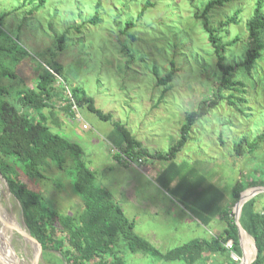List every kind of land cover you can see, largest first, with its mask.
<instances>
[{
    "label": "rangeland",
    "instance_id": "1",
    "mask_svg": "<svg viewBox=\"0 0 264 264\" xmlns=\"http://www.w3.org/2000/svg\"><path fill=\"white\" fill-rule=\"evenodd\" d=\"M98 1L0 0L3 38L17 41L24 52L19 60L15 55L0 52V60L13 75L4 80L10 101L16 99L17 91L34 89L45 69H58L61 75L58 79L65 88H82L98 110L111 114L114 121L123 124L146 150L153 154L165 153L178 140L185 115L195 110L200 101L212 98L220 80L204 23L218 28L238 12L237 22L218 34L222 44L231 43L225 49V64L233 66L235 79L244 83L240 88L243 92L234 93L244 103L232 106L224 99L191 128L173 167L166 171L169 177L173 174V189L154 172L147 169L141 172L125 163L131 167L126 170V178L136 181L137 192L149 194L151 206H127L124 210L129 218L138 213L135 221L130 219L136 225L135 234L160 253L194 239L222 234L226 225L220 213L232 205V189L239 180L247 185L241 197L257 191L246 202L255 198V210L263 212L264 192L258 190L264 189V141L253 153L247 151L242 156L234 150L241 139L252 140L264 130V47L250 73L240 68L249 48L246 24L257 0L216 6L205 16L204 8L211 0H100L99 20L94 24L90 20ZM146 3L150 6L139 17ZM129 22L133 26L126 30ZM61 36L64 40L60 44ZM262 37L264 44V32ZM173 63L176 71L171 81L167 85L159 84ZM63 104V101L56 103V121L49 109L41 112L48 119L47 125L53 133L82 147L84 161L95 171L96 184L110 189L120 200V184L125 175L112 168L118 167L112 155L121 150L118 133L111 122L100 120L85 107L75 106L76 115L67 116L61 109ZM141 160L135 162L140 168L152 162L155 169L169 166V162ZM106 164L111 166V171L105 168ZM46 175L48 181H23L42 195L50 208L67 215L82 212L83 201L72 191L66 175L54 166ZM56 181L61 188L55 185ZM157 183L169 192L167 196ZM235 205L231 215L234 221ZM239 205L237 222L243 229L241 221L246 216L243 205L238 209ZM0 206L26 231L19 203L8 194L1 179ZM205 220H209L208 226L202 225ZM242 242L244 258L249 264L256 255L254 241L245 231ZM13 245L22 264H32L35 250L16 231ZM225 246L230 249L231 242ZM43 254L38 264H49L46 259L49 257ZM50 254L60 256L55 252ZM115 255L124 264H181L124 247ZM202 258L199 264L228 262L221 255ZM231 258L237 264L243 261L242 256L231 254Z\"/></svg>",
    "mask_w": 264,
    "mask_h": 264
},
{
    "label": "trees",
    "instance_id": "2",
    "mask_svg": "<svg viewBox=\"0 0 264 264\" xmlns=\"http://www.w3.org/2000/svg\"><path fill=\"white\" fill-rule=\"evenodd\" d=\"M239 0H211L204 8L205 16L212 8ZM101 6L96 4V13L90 20L96 23L99 20L97 10ZM150 3H146L139 17L143 16ZM237 14L227 18L218 28H211L207 22L204 29L208 34L216 58V66L220 72V80L212 98L200 101L197 108L185 115V122L180 127L178 140L165 153H150L120 122L114 121L112 115L98 110L94 101L80 87H71L69 90L58 79L61 78L58 69H45L39 76L34 89H22L16 92V99L10 101L9 89L4 80L12 77L11 71L0 60V174L6 180L8 188L20 206L25 226L42 246L44 257L49 264H124L115 253L121 248H128L132 252H144L162 258L165 262H179L181 264H199L204 255H221L228 262L237 264L231 254L241 258L242 250L239 245L238 229L231 219L232 206L239 200L241 193L247 189L241 180L235 182L232 189V205L220 213V218L226 227L222 234L210 239H194L165 253H160L146 239L135 234V223L129 220L122 208L116 202L112 193L96 184L94 173L83 159L82 147L75 142L53 133L47 125L48 119L41 113L50 110V115L56 121L55 106L63 101L62 111L67 116L74 117L73 107H85L100 120L111 122L120 137V153L113 158L122 163V155L130 159H155L161 162L174 163L178 153L188 140V134L197 121L214 110L222 100L235 106L244 99L236 97L234 93L243 92L240 88L244 83L236 80L233 66L225 64V49L229 44H222L218 34L220 30L237 22ZM133 26L126 25V30ZM246 28L249 36V48L242 70L250 73L256 61L261 57L264 47V0H257L252 17ZM0 28V52L9 56L15 55L18 60L24 55L17 41L3 38ZM64 37L59 38L63 43ZM174 63L171 70L159 80V84L167 85L175 74ZM228 93L227 95L225 93ZM68 95V96H67ZM57 107V106H56ZM240 109V108H238ZM241 110V109H240ZM38 113L34 117L28 113ZM264 141V130L254 139L244 137L235 144L234 150L242 155L247 151L253 153ZM246 148V149H245ZM54 166L70 180V186L75 195L83 201V210L77 215H67L47 206L42 195L36 193L23 179L30 181H48L46 173ZM255 179V178H254ZM55 181V180H53ZM57 182V181H56ZM55 185L61 188L60 183ZM262 186L264 183L262 182ZM179 188V186H176ZM245 196V195H244ZM255 198L243 205V229L254 241L256 255L251 264H264V209L257 212L254 208ZM264 208V206H263ZM210 222L205 220L202 225ZM231 242V248L226 244ZM29 244V243H28ZM38 255V251H34ZM50 252L59 253L53 256ZM108 256V259L105 258ZM113 256V257H111Z\"/></svg>",
    "mask_w": 264,
    "mask_h": 264
},
{
    "label": "crops",
    "instance_id": "3",
    "mask_svg": "<svg viewBox=\"0 0 264 264\" xmlns=\"http://www.w3.org/2000/svg\"><path fill=\"white\" fill-rule=\"evenodd\" d=\"M112 157H113V155H112ZM114 161L116 163V166H118V167H112L113 170L115 169V170L122 171V174L125 175V176L123 177V183L120 184V190H119L120 191L119 193H121L120 200L117 199L116 194L114 195L112 193V195L114 196V198H115L116 202L119 204V206L122 208L125 216L129 220L132 219L133 221H135L136 220V216L138 215V213L134 214L132 218H129L126 215V212H125L124 208H127V206H133L135 208H144L145 206H149V208H150L151 204H150V201H148V199H147V194L148 193L146 194V192H142V191L137 192L138 185H137L136 181L135 180H129V179H127L128 178V175L126 173V170L128 168H131V167L127 166V164H125V163L118 162L115 159H114ZM155 166H156L155 163L152 162V164L151 163H147V166L146 167L140 168L139 166L136 165V166H134V168H136L137 170H139L141 172L144 171L145 169H147V171H149L150 173H153L154 172V174L157 175V177H158L159 180H161V181L162 180H166L168 182L169 186L173 189V174H171V177H169V176L166 175V171L169 170L171 167H173V163L172 164H169V166L166 167V168L164 166H162L159 169H155ZM110 167L111 166L109 164H106L105 165V168L107 170H109V171H111L109 169ZM89 168H90V170L95 175L94 169H92L91 167H89ZM134 177L135 176L133 175L132 176V179ZM158 186H159V189L160 190H162V191L164 190L163 193L165 194V196H167V192L168 191L165 190V187L162 184H160V185L158 184ZM103 188H105V187H103ZM106 189H108V188H106ZM108 190L110 191V189H108ZM206 226H208V225H206Z\"/></svg>",
    "mask_w": 264,
    "mask_h": 264
},
{
    "label": "bare ground",
    "instance_id": "4",
    "mask_svg": "<svg viewBox=\"0 0 264 264\" xmlns=\"http://www.w3.org/2000/svg\"><path fill=\"white\" fill-rule=\"evenodd\" d=\"M256 191H250L245 197L242 196L240 201H239V208L255 193ZM16 229H19L18 224L12 219L11 216L7 213V211L4 209L3 206H0V264H10V262L14 264H22L20 258L18 255L15 253V248L13 245V238H14V232ZM21 231V230H20ZM17 232V231H16ZM18 233V232H17ZM245 231L242 229L241 230V245H243L242 242V237ZM22 237L24 238L26 242L25 236ZM244 237H246L244 235ZM28 244V242H26ZM33 247V246H32ZM243 248V247H242ZM34 250L36 248L33 247ZM38 251V250H37ZM37 256L35 254L32 264H36V259ZM248 256V255H247ZM242 262L240 264H248V259L247 258H242Z\"/></svg>",
    "mask_w": 264,
    "mask_h": 264
},
{
    "label": "water",
    "instance_id": "5",
    "mask_svg": "<svg viewBox=\"0 0 264 264\" xmlns=\"http://www.w3.org/2000/svg\"><path fill=\"white\" fill-rule=\"evenodd\" d=\"M0 179L2 180V182L4 183V185H5V188H6V190H7V192H8V194L10 195V196H12L13 197V195L11 194V192H10V190H9V188H8V185H7V182H6V180L2 177V175L0 174ZM257 192V191H256ZM256 192L254 193V194H256ZM258 192H264V189H260V190H258ZM253 194V195H254ZM252 195V196H253ZM251 196V197H252ZM250 197V198H251ZM14 198V197H13ZM240 199H241V196H240ZM240 201V200H239ZM239 201L237 202V204L235 205V209H234V213H235V224H236V226H237V229H238V239H239V245H240V248H241V250H242V258L244 257V251H243V248H242V245H241V230H242V228L239 226V224H238V222H237V219H238V214H237V212H236V208H237V206H238V204H239ZM24 222V221H23ZM24 225H25V223H24ZM20 230H21V228H20ZM19 229H16V231L18 232V234H23V236H25V238H26V242H28L31 246H33L34 248H36V250H38V256H37V259H36V262L35 263H39V260L41 259V257H42V254H43V249H42V246H41V244L33 237V236H31V234L29 233V231L26 229V231H23V230H21L20 231ZM22 236V235H21ZM24 239V238H23ZM255 246V245H254ZM249 264H251V262H249Z\"/></svg>",
    "mask_w": 264,
    "mask_h": 264
},
{
    "label": "built area",
    "instance_id": "6",
    "mask_svg": "<svg viewBox=\"0 0 264 264\" xmlns=\"http://www.w3.org/2000/svg\"><path fill=\"white\" fill-rule=\"evenodd\" d=\"M122 159L124 160V162L132 164L134 166H136L135 162L140 163L142 161L141 159H137V160L134 159L133 160V159H130V158L124 156V155H122Z\"/></svg>",
    "mask_w": 264,
    "mask_h": 264
}]
</instances>
